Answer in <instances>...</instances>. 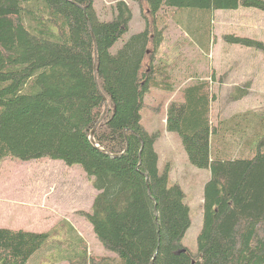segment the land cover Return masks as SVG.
<instances>
[{
  "label": "trees",
  "instance_id": "trees-1",
  "mask_svg": "<svg viewBox=\"0 0 264 264\" xmlns=\"http://www.w3.org/2000/svg\"><path fill=\"white\" fill-rule=\"evenodd\" d=\"M133 1L144 28L112 54L132 19L125 0L107 21L94 0H0V162L47 158L80 166L96 195L90 210L77 214L116 259L91 255L62 219L42 233L0 227V264H37L64 245L56 259L67 264H264L262 130L244 137L254 114L213 119L214 71L185 77L180 99L167 103L165 131L177 134L193 167L209 171L196 253L183 244L191 226L185 192L169 185L170 164L159 173V134L145 131L140 119L151 89L176 92L170 65L156 59L169 19L209 56L213 13L264 12V0ZM222 37L264 55V42ZM248 87L232 88L233 99Z\"/></svg>",
  "mask_w": 264,
  "mask_h": 264
},
{
  "label": "rangeland",
  "instance_id": "rangeland-1",
  "mask_svg": "<svg viewBox=\"0 0 264 264\" xmlns=\"http://www.w3.org/2000/svg\"><path fill=\"white\" fill-rule=\"evenodd\" d=\"M116 1L118 0H94L100 20L111 19ZM125 2L132 9V19L128 32L111 48L112 54L125 40L144 28V17L138 3L133 0ZM144 9L143 5V11ZM169 12L168 9H163L160 14L167 16ZM212 25L214 43L208 56V53L200 51L201 48L195 39L183 32L179 25L176 27L171 19L166 22L164 42L156 52V59L166 61L170 65L176 92L171 94L151 89L145 96L140 118L145 131L159 134L155 148L160 157L159 173L172 163L168 183L180 185L185 192V202L191 209V226L185 233L183 243L192 253L197 252L196 237L202 226L203 186L209 178V171L197 169L188 162L177 134H171L173 137L165 132L164 118L167 103L180 99L177 91L184 85L185 77H192L196 73L205 77L214 71L216 81L212 90L217 96V101L214 102L213 119H218L219 122L236 113L254 114L249 115L248 120L244 122L250 127L244 132V137L247 140L261 128L262 138L258 147L264 149V55L254 49H242L229 44L222 37L225 34H234L264 42V12L244 7L235 11L217 10L213 13ZM245 84L249 85L248 94L234 100L232 88ZM76 184L79 189L74 191L72 187ZM89 188L93 190L89 178L80 166H67L61 161H51L47 158L27 162L5 159L0 162V227L42 233L56 227L62 217L75 228V233L83 238L91 255L110 259L114 254L94 238L86 220L76 213H68L70 208L79 212L90 210ZM65 202L68 209L62 215L56 213L58 203ZM65 249L66 245L58 251L53 249L56 253L50 254L49 257L42 254L37 264H67L66 261L56 259L62 257Z\"/></svg>",
  "mask_w": 264,
  "mask_h": 264
},
{
  "label": "crops",
  "instance_id": "crops-1",
  "mask_svg": "<svg viewBox=\"0 0 264 264\" xmlns=\"http://www.w3.org/2000/svg\"><path fill=\"white\" fill-rule=\"evenodd\" d=\"M166 132V131H165ZM167 133V135H171L170 133H168V132H166ZM157 143V142H156ZM156 143H155V148H156ZM156 150V149H155ZM182 151V150H181ZM158 153V152H157ZM158 157H159V153H158ZM159 159H160V157H159ZM170 162H172V161H170ZM170 164V166H171V164L172 163H169ZM66 174V173H65ZM68 175H71V173H68ZM80 181V180H79ZM79 183V182H78ZM74 188V191L75 190H78L79 189V186L76 184L74 187H72V189ZM83 190V189H82ZM88 192L91 194V197L89 198L90 200H91V202H90V207H91V204H92V198H94V196L96 195V191L93 189V190H91V188H89L88 189ZM67 201V200H66ZM59 205H57V212L56 213H60L61 215L63 214V212L66 210V209H68V207L66 208V202H65V204L64 203H58ZM89 207V208H90ZM69 210H71L70 212H68V213H71V214H73L74 215V213H76L77 214V212L79 211V210H77V211H74V210H72L71 208L69 209ZM54 211H55V209H54ZM78 215V214H77ZM65 216H67V215H65ZM63 218L61 217V220H62ZM88 225V224H87ZM90 226V225H89ZM90 229H91V227H90ZM92 230V229H91ZM79 235V234H78ZM186 235V234H185ZM185 238V237H184ZM83 239V238H82ZM184 240V239H183ZM184 244V243H183Z\"/></svg>",
  "mask_w": 264,
  "mask_h": 264
},
{
  "label": "water",
  "instance_id": "water-1",
  "mask_svg": "<svg viewBox=\"0 0 264 264\" xmlns=\"http://www.w3.org/2000/svg\"><path fill=\"white\" fill-rule=\"evenodd\" d=\"M105 106H107L106 103H105ZM105 106H104V107H105ZM105 109H106V107H105ZM103 115H104V114H103ZM90 134H91V136H92L93 132H90Z\"/></svg>",
  "mask_w": 264,
  "mask_h": 264
}]
</instances>
